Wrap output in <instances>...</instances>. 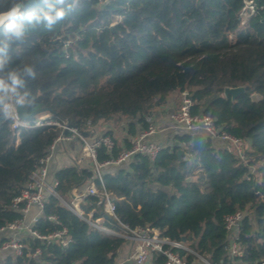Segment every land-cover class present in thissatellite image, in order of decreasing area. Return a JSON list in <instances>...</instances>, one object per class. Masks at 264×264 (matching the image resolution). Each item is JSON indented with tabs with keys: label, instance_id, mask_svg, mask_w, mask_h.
<instances>
[{
	"label": "trees",
	"instance_id": "trees-1",
	"mask_svg": "<svg viewBox=\"0 0 264 264\" xmlns=\"http://www.w3.org/2000/svg\"><path fill=\"white\" fill-rule=\"evenodd\" d=\"M41 7L35 0L27 9ZM9 55L11 67L26 64L37 73L21 90L28 92L29 113L44 110L50 121L90 137L112 119L126 120L121 126L135 136L146 129V116L187 92L196 101L194 114L210 115L221 130L247 140L246 163L203 133L176 134L154 161L135 156L103 174L115 213L130 229L154 228L171 241L184 239L212 264H264V0H75L68 18L51 31L28 27ZM237 87L246 92L235 101L224 97L225 88ZM253 94L262 100L253 103ZM12 123L0 113V228L20 219L12 200L57 138L69 134L55 125L14 130ZM112 132L101 135L114 148L108 153L100 147L99 163L130 149L128 139L118 145ZM176 142L184 146L181 159ZM92 175L78 163L57 171L59 196L70 202L71 191L84 189ZM97 202L89 196L81 204L94 219L102 216ZM238 212L244 215L243 256L231 258L226 218ZM63 228L71 238L66 250L31 239L32 249H42L40 258L5 255L0 264H116L126 243L50 197L35 230L48 236ZM186 260L193 264L195 257Z\"/></svg>",
	"mask_w": 264,
	"mask_h": 264
},
{
	"label": "built area",
	"instance_id": "built-area-1",
	"mask_svg": "<svg viewBox=\"0 0 264 264\" xmlns=\"http://www.w3.org/2000/svg\"><path fill=\"white\" fill-rule=\"evenodd\" d=\"M109 0H100L101 4ZM252 9V7H250ZM65 51L67 57V46ZM196 101L192 100L187 92L181 95V105L178 110L172 113L171 132L176 134H205L212 140L221 144L229 153L233 154L239 161L246 163V152L249 148L247 140L235 138L217 125L213 117L207 114H194L193 108ZM12 129L19 130L27 127H41L44 125H55L69 132L68 135H61L51 145L48 155L40 161V165L31 174L27 184L21 193L11 202V209L20 214V219L8 223L0 228L2 235L0 243V258L9 255L12 257H24L37 259L43 255L42 249L30 247V240H39L43 244H56L66 250L71 244L68 230L63 228L48 236L40 235L36 230V225L44 217V208L50 197L58 198L63 206L72 211L78 218L86 222L92 228L103 232L109 236L125 239L132 244L131 252L127 262L135 264H154V258L159 256L164 258L163 264H189L186 260L188 255L195 257L193 264H212L207 259L194 252L183 242L171 241L162 237L159 230L154 228L130 229L123 224L115 213V200L106 190L103 170L107 167H118L131 161L135 156H143L154 161L160 152L166 147L165 144L157 142L154 138L162 133L158 129L153 115L145 118L146 129L135 136L129 137L130 149L123 150L117 159H111L103 163L97 160V150L105 147L108 153L114 148L113 140L110 137H90L88 131H80L67 124L61 125L49 120V116H44L33 121H21L17 113L13 117ZM64 142H78L82 148L83 158L89 161L92 177L84 189H73L71 191V201H64L58 194V182L55 178H50L49 164L53 159L56 146ZM89 196L98 198L97 207L100 209L101 217L94 219L93 211L87 213L81 204ZM243 213L226 218L227 241L226 251L231 258L242 257L243 251L240 248V233L243 221ZM51 221H56L51 217ZM179 251H183L187 256H182Z\"/></svg>",
	"mask_w": 264,
	"mask_h": 264
},
{
	"label": "clouds",
	"instance_id": "clouds-1",
	"mask_svg": "<svg viewBox=\"0 0 264 264\" xmlns=\"http://www.w3.org/2000/svg\"><path fill=\"white\" fill-rule=\"evenodd\" d=\"M8 4L5 7V4ZM29 0H0V113L13 117L18 107L27 108V80L36 79V71L30 65L11 67L10 47L14 41H22L28 27L43 25L51 31L74 11L75 0H40L45 7L27 9Z\"/></svg>",
	"mask_w": 264,
	"mask_h": 264
},
{
	"label": "crops",
	"instance_id": "crops-1",
	"mask_svg": "<svg viewBox=\"0 0 264 264\" xmlns=\"http://www.w3.org/2000/svg\"><path fill=\"white\" fill-rule=\"evenodd\" d=\"M176 98L177 97L174 96V99ZM178 109H179L178 105H176L172 101H169L168 104H166L164 107L158 108L153 112L152 115L157 123V126L159 127V130L162 131V133H159L154 138V140L163 143L165 145H169V143L171 142L170 133H173L170 130L172 127V122L170 117L172 113H174ZM106 128L108 130H113L110 125H106ZM94 132L95 134L92 137H99L102 134H104V133H99L98 127H94ZM79 148L81 149V151L79 150ZM78 151H80L82 154V148L78 142H65L61 145L58 144L56 146L53 159L49 164V173L51 175L50 178H54V174L65 167L72 166L74 163H81V159L77 157ZM82 156L83 155H81V158ZM131 249H132V244L126 241V243L122 246V248L118 252L116 264H135L132 262H127V258L129 256V253L131 252Z\"/></svg>",
	"mask_w": 264,
	"mask_h": 264
},
{
	"label": "water",
	"instance_id": "water-1",
	"mask_svg": "<svg viewBox=\"0 0 264 264\" xmlns=\"http://www.w3.org/2000/svg\"><path fill=\"white\" fill-rule=\"evenodd\" d=\"M34 1L35 0H29V3L26 5V7L31 5ZM245 92H246L245 87L225 88L224 97L226 99L231 98L232 101H235L241 94H244ZM250 98H251L253 103H258L259 101L262 100V97L257 95V94H253ZM16 113H17V117L21 121H32L34 119H38V118H41L43 116H47L45 114L46 111H44V110L34 112V113H29L28 109H26L24 107H18L16 109ZM175 144L179 148L178 157H179V159H181L182 154L184 152V146L182 144H179L178 142H176ZM183 242H184V239H183Z\"/></svg>",
	"mask_w": 264,
	"mask_h": 264
},
{
	"label": "rangeland",
	"instance_id": "rangeland-1",
	"mask_svg": "<svg viewBox=\"0 0 264 264\" xmlns=\"http://www.w3.org/2000/svg\"><path fill=\"white\" fill-rule=\"evenodd\" d=\"M170 101L174 102L176 105L179 106L181 103V96H178L176 99L173 98V100H170ZM122 124L125 126V124H127L126 120H114V119H112L109 122H104V123L100 124V126H98L99 133H105L108 130L106 128V125H110L111 128L113 129L112 135L114 137V140L117 142L118 145L122 146V145H124V140L127 139V137H128L127 129L125 127L121 126ZM158 129H159V127H158ZM173 135H174L173 133H170L171 142L169 143V145H166V146L173 145V140H174ZM165 136H167V135H165ZM128 139H129V137H128ZM61 144H63V143H61ZM61 144H59V145H61ZM79 150L81 151L80 148H79ZM80 151H78L77 157H79V159H81V163H78V165H80V167H86L89 169L90 165H89L88 161L83 158V156H82L83 159L81 158L82 154ZM184 153L185 152H183V154ZM82 161H83V163H82ZM1 238H2V235L0 234V241H1Z\"/></svg>",
	"mask_w": 264,
	"mask_h": 264
}]
</instances>
